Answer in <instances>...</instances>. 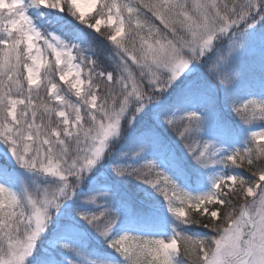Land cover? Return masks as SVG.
I'll return each mask as SVG.
<instances>
[{"label":"snow or ice","instance_id":"6c2138e0","mask_svg":"<svg viewBox=\"0 0 264 264\" xmlns=\"http://www.w3.org/2000/svg\"><path fill=\"white\" fill-rule=\"evenodd\" d=\"M0 264H264V0H0Z\"/></svg>","mask_w":264,"mask_h":264}]
</instances>
